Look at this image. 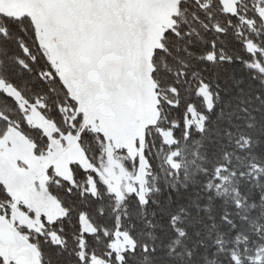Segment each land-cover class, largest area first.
Returning <instances> with one entry per match:
<instances>
[{
	"label": "snow or ice",
	"instance_id": "6c2138e0",
	"mask_svg": "<svg viewBox=\"0 0 264 264\" xmlns=\"http://www.w3.org/2000/svg\"><path fill=\"white\" fill-rule=\"evenodd\" d=\"M0 264H264V0H0Z\"/></svg>",
	"mask_w": 264,
	"mask_h": 264
}]
</instances>
